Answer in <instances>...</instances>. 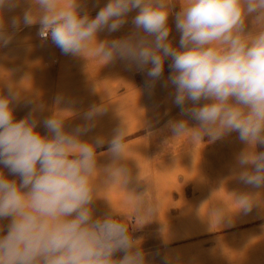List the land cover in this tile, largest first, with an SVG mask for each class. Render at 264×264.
Returning a JSON list of instances; mask_svg holds the SVG:
<instances>
[{
  "label": "clouds",
  "instance_id": "obj_1",
  "mask_svg": "<svg viewBox=\"0 0 264 264\" xmlns=\"http://www.w3.org/2000/svg\"><path fill=\"white\" fill-rule=\"evenodd\" d=\"M18 4L0 0V13ZM180 5L174 17L178 46L169 39L173 0H107L94 17L84 0H30L7 26L0 15V47H7L22 26L39 24L38 36L63 55L84 56L91 47L105 64L120 60L142 72L149 92L162 81L172 87V102L186 117L168 122L174 137L188 135L195 143L207 136L215 142L237 133L248 146L236 156L238 179L264 188V151L255 150L264 145V0H183ZM133 11L130 34L99 39L101 32L119 31ZM166 60L170 74L164 79ZM20 99L11 87L0 94V166L18 177L0 170V222L9 221L0 224V264H147L128 225L114 213L95 216L93 209L97 149L107 144L112 161L103 169L104 183L129 181V170L120 163L126 159V128H115L108 139L84 140L103 107L91 106L83 112L84 123L69 130L70 116L58 114L69 111L57 109L41 121L35 113L42 105L17 120ZM62 102L57 96L55 103ZM41 123L47 134L37 131ZM254 201L248 191L235 197L237 209L250 210ZM140 205L145 216L154 214L142 199ZM118 252L123 255L117 259Z\"/></svg>",
  "mask_w": 264,
  "mask_h": 264
},
{
  "label": "crops",
  "instance_id": "obj_2",
  "mask_svg": "<svg viewBox=\"0 0 264 264\" xmlns=\"http://www.w3.org/2000/svg\"><path fill=\"white\" fill-rule=\"evenodd\" d=\"M84 2L94 17L107 0H99L98 6L96 0ZM180 3L183 0H173L169 16V39L175 46L180 33L174 17L181 10ZM29 6L30 0H19L13 11L0 13L6 26ZM135 15L131 12L119 31L101 32L99 39L130 34ZM246 26L249 31L254 28L251 18ZM38 28L39 24L22 26L7 47H0V94L6 95L11 87L21 97L14 108L15 118H24L39 105L43 110L35 115L41 121L57 109L67 110L58 114L70 116L66 121L70 130L84 123L83 112L95 105L104 112L82 139H108L115 128H126V159L120 163L129 170V181L125 186L122 180L105 184L103 169L112 161L107 144L97 149L100 172L93 177L98 186L94 215L114 213L125 222L146 254L147 264H264V188H250L238 179L236 156L248 148L238 134L215 142L205 136L195 143L188 135L174 137L168 122L186 117L180 116L172 102L171 86L157 82L149 92L142 72L120 60L105 64L91 47L85 57L63 55L50 40L42 41ZM169 63L165 61L164 79L170 74ZM57 96L63 97L62 103H55ZM189 125L197 126L195 121ZM37 131L47 134L42 123ZM255 150L264 151V145ZM0 170L18 180L2 166ZM244 191L255 196L250 210L237 209L235 204V197ZM141 199L144 208H154V214H143ZM122 255L118 252L116 258Z\"/></svg>",
  "mask_w": 264,
  "mask_h": 264
}]
</instances>
